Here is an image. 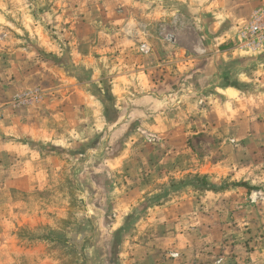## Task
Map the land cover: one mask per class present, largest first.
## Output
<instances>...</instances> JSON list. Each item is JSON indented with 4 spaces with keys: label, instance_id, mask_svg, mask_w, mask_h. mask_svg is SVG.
I'll use <instances>...</instances> for the list:
<instances>
[{
    "label": "rangeland",
    "instance_id": "obj_1",
    "mask_svg": "<svg viewBox=\"0 0 264 264\" xmlns=\"http://www.w3.org/2000/svg\"><path fill=\"white\" fill-rule=\"evenodd\" d=\"M105 5L0 0V264H264V46L220 68L238 96L144 104L148 28L118 51Z\"/></svg>",
    "mask_w": 264,
    "mask_h": 264
},
{
    "label": "crops",
    "instance_id": "obj_2",
    "mask_svg": "<svg viewBox=\"0 0 264 264\" xmlns=\"http://www.w3.org/2000/svg\"><path fill=\"white\" fill-rule=\"evenodd\" d=\"M258 8H264V0H106L103 17L105 24L117 29V32H114L108 28L107 42H117V50L123 53L127 48L123 36L126 22L133 21L134 25L140 22L148 28L147 37L151 52L148 58H145L153 64V72L163 74L164 80L162 79L161 88L156 89L153 84L146 88L144 86L145 94L141 97L144 104L145 98L153 100L165 97L164 93L169 90L173 93L171 97L174 101L181 100L185 95L189 97L197 94L203 100L211 99L212 103H215L218 100L213 99L222 101L223 97L238 96L235 86L221 85L230 80V74L226 73L223 77L221 73L224 68L236 66L237 60L246 56L237 46L238 32ZM162 19L168 21L164 25L166 30L175 31L174 42L162 41L156 34L153 35L156 33L155 29L157 31V23ZM110 33H117L116 37L110 36ZM21 58L20 55H11L6 60ZM122 58L119 54V71L123 67L120 61ZM19 64L23 65L24 62H18L17 65ZM12 74L13 70L10 72V75ZM116 77L113 84L118 82L119 91L122 92L123 77L120 73ZM237 78L239 82H257L264 91V70L257 75L246 73L241 79L237 75ZM144 80L147 82L148 79ZM149 80L143 84L148 85L152 81ZM262 94L264 95V92ZM262 94L257 97H263ZM210 109L213 111L215 105L212 104Z\"/></svg>",
    "mask_w": 264,
    "mask_h": 264
},
{
    "label": "built area",
    "instance_id": "obj_3",
    "mask_svg": "<svg viewBox=\"0 0 264 264\" xmlns=\"http://www.w3.org/2000/svg\"><path fill=\"white\" fill-rule=\"evenodd\" d=\"M264 46V8H258L251 14L248 23L238 32V47L250 52ZM143 49L145 47L143 46ZM146 50V49H145Z\"/></svg>",
    "mask_w": 264,
    "mask_h": 264
}]
</instances>
